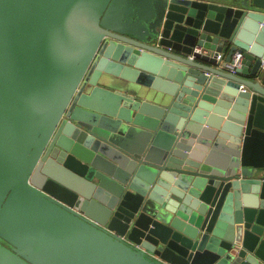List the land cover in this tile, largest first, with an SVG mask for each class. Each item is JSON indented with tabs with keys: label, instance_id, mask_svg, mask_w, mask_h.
<instances>
[{
	"label": "water",
	"instance_id": "obj_1",
	"mask_svg": "<svg viewBox=\"0 0 264 264\" xmlns=\"http://www.w3.org/2000/svg\"><path fill=\"white\" fill-rule=\"evenodd\" d=\"M261 261L264 0H0V264Z\"/></svg>",
	"mask_w": 264,
	"mask_h": 264
},
{
	"label": "built area",
	"instance_id": "obj_2",
	"mask_svg": "<svg viewBox=\"0 0 264 264\" xmlns=\"http://www.w3.org/2000/svg\"><path fill=\"white\" fill-rule=\"evenodd\" d=\"M198 51H203V52H205V53H212V51L211 50H208V49H203V48H201V50H198ZM222 53L220 52L219 54H218V56H217V59L219 60L221 57H222ZM241 58H242V54L241 53H238V54H236L234 57H233V60H234V62H233V64H231V67H232V71L233 72H235L236 71V69L238 68V66H240V64H241Z\"/></svg>",
	"mask_w": 264,
	"mask_h": 264
},
{
	"label": "crops",
	"instance_id": "obj_3",
	"mask_svg": "<svg viewBox=\"0 0 264 264\" xmlns=\"http://www.w3.org/2000/svg\"><path fill=\"white\" fill-rule=\"evenodd\" d=\"M217 67H218V68H222V67H223V64L217 65ZM260 264H264V262H263V261H261V263H260Z\"/></svg>",
	"mask_w": 264,
	"mask_h": 264
}]
</instances>
